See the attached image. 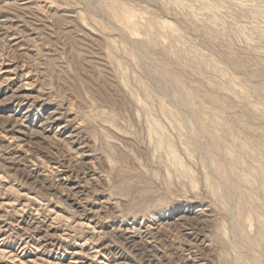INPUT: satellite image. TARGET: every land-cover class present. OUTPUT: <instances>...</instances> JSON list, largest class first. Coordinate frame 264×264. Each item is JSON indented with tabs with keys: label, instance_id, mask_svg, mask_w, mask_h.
<instances>
[{
	"label": "rangeland",
	"instance_id": "1",
	"mask_svg": "<svg viewBox=\"0 0 264 264\" xmlns=\"http://www.w3.org/2000/svg\"><path fill=\"white\" fill-rule=\"evenodd\" d=\"M0 264H264V0H0Z\"/></svg>",
	"mask_w": 264,
	"mask_h": 264
}]
</instances>
